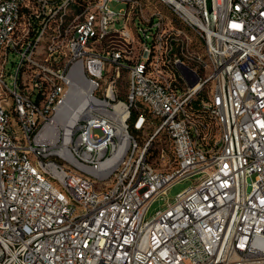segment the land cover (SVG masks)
I'll return each mask as SVG.
<instances>
[{"label":"built area","instance_id":"1","mask_svg":"<svg viewBox=\"0 0 264 264\" xmlns=\"http://www.w3.org/2000/svg\"><path fill=\"white\" fill-rule=\"evenodd\" d=\"M0 264H264V0H0Z\"/></svg>","mask_w":264,"mask_h":264},{"label":"rangeland","instance_id":"2","mask_svg":"<svg viewBox=\"0 0 264 264\" xmlns=\"http://www.w3.org/2000/svg\"><path fill=\"white\" fill-rule=\"evenodd\" d=\"M142 1H147V0H142ZM148 1H155V0H148ZM159 8L164 11V12H169L168 8L166 7V5L162 4V3H158ZM110 8L112 10H114L115 12H119L121 9L125 10L127 8L126 4H121V3H111L110 4ZM131 32L133 34H136L134 27L131 28ZM100 134V133H98ZM101 136V135H100ZM34 161L36 160L33 159ZM196 179L195 178H189L183 181H180L178 183H175L170 189L169 192L167 194V196H165V198L162 199H158L154 202V204L152 205V207L150 208L148 217L153 216L158 210L162 209L165 206L166 201H171L174 202L175 198L182 193L184 190L190 188L194 183H195Z\"/></svg>","mask_w":264,"mask_h":264}]
</instances>
